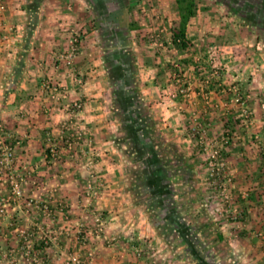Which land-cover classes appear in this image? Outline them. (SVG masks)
Returning a JSON list of instances; mask_svg holds the SVG:
<instances>
[{
	"label": "crops",
	"instance_id": "0c3cea01",
	"mask_svg": "<svg viewBox=\"0 0 264 264\" xmlns=\"http://www.w3.org/2000/svg\"><path fill=\"white\" fill-rule=\"evenodd\" d=\"M3 1L0 123L21 140L16 161L26 182L23 197L13 196L11 186L0 182V208L4 209L0 264H67L72 254H80L83 264H202V255L189 246L193 245L188 240L191 232L209 249V256L203 257L208 264L211 259L218 264L230 260L264 264V239L253 236L264 232V0H254L257 5L247 15L237 13L246 11L247 0H204L198 6L188 37L195 36L191 33L195 25L201 34L208 24L214 30L220 27L224 37L230 33L235 45L218 62L223 67L221 81L191 80L189 100L178 91L172 93L185 82L175 73L184 56L169 44L180 20L177 0L144 3L151 11L142 9V24L132 18L138 13L124 0ZM247 20L252 23L244 27L242 22ZM158 31L164 32L163 42L169 47L150 52L141 38H134L138 32L148 38ZM75 36L81 39L79 55L68 66L62 58L70 52ZM199 57L195 56L197 64ZM246 57L250 60H243ZM46 83L60 87L59 101L45 90ZM219 86L221 91L212 89ZM238 88L248 97L252 124L245 128L230 123L233 137L225 154L234 173L236 198L243 201L239 196L245 191L251 198L242 202L249 221L240 239L232 236L222 207L201 203L212 194L206 186L208 164L197 157L191 140L185 143L191 152L185 151L182 158L174 149L158 155L147 136L137 138V132L126 126L131 114L136 116L145 105L141 112L155 115L156 128L169 134L168 141L180 145L185 115L209 117L212 130L222 133L229 117L242 116L236 102ZM116 99L122 102L120 111ZM75 102L82 103V111L70 110ZM74 128L83 131L85 139L71 152L65 146ZM52 146L60 151L57 160L48 154ZM169 154L179 155L168 164L175 165L172 169L182 181L199 182L189 195L184 193V203L174 195L182 217L169 207L170 196L166 197L172 174L162 163ZM91 177L96 184L103 183L98 197L89 200L86 185ZM201 182L206 186L203 198L196 196ZM31 198L34 203L29 204ZM96 215L103 220L100 234ZM168 223L178 232L180 246L167 238ZM179 226L187 230L188 242Z\"/></svg>",
	"mask_w": 264,
	"mask_h": 264
},
{
	"label": "rangeland",
	"instance_id": "374dc122",
	"mask_svg": "<svg viewBox=\"0 0 264 264\" xmlns=\"http://www.w3.org/2000/svg\"><path fill=\"white\" fill-rule=\"evenodd\" d=\"M124 1L128 2V4H126V6L127 5L130 6V8H133V10H135L138 13L137 15H132V18L133 19L135 18L137 22L142 24L143 23V20H142L143 19L142 18L143 14L141 12V9L145 8V13L147 12L148 14L151 11L149 9L150 7L145 5L144 2L146 4L147 3L150 4V2H152L153 0H124ZM247 1H248V4H246V6H247L246 11L245 12H237V13H241V14L247 15V13H251L254 10V7H256V5H257L256 2H254V0H247ZM141 2H143V3H141ZM197 2H198V6L199 5H203V2L205 4L204 0H198ZM253 2L255 3V5L253 4ZM118 6L119 7L121 6L120 2H118ZM202 7L203 6H201L199 8H202ZM226 9H229L228 11H230L231 9H233V7H231V6L229 8L226 7ZM136 12L133 11V13H136ZM127 13H129V12L126 11V14ZM257 14L258 13H256V15ZM148 16L149 15H146L144 18H147ZM239 23H241V21ZM248 23L249 24L252 23L251 20L250 21L247 20L245 23L242 22V25L245 27L246 24H248ZM199 26L200 25H198V27ZM195 27L197 28V25H195ZM196 28L193 29L194 31H191V33L195 34V36H192L191 39L189 38L190 40L193 41V44H192L191 48L187 52H184V53L180 52L181 56H184V57L181 58L180 61H179L181 64H179L177 62L178 67H177V71L175 72L176 73V78L184 80L185 81L184 85H181L180 87L178 86V89H177V86H175V88L172 90V93L174 91V94H176L177 91L180 94H184L186 96L185 100H189V97L187 95H189V93L192 92V89H190V86L188 84L191 80H194L196 78V79L199 80V82H207L208 81L209 84L211 83V80L212 81H216V82L217 81L218 82L221 81V78L223 77V74H222L223 73V70H222L223 67L220 65V63L218 64V62L221 61V57L225 54V51H228L230 53L231 47L235 45L234 43H232L234 40H231L232 38L229 37L230 35H228L230 33H226L227 35H226V37H224L223 34H222L224 32H222L220 27H219V30H214V29H212V27L208 26V24H207L205 29H203L201 34L199 32L197 33ZM246 31H248V30L246 29ZM158 33H159V31L157 33L153 34L152 36L150 35L148 38H146V37L143 38V37H141V35L143 36L145 33L138 32L135 35L136 37H134V38H135L136 41L141 38L142 41H144L145 44H146L144 46H148L150 52L151 51L155 52L156 50H154V48H159L160 49V47H158L157 45H155L153 47L151 45L155 44L154 43L155 42L154 38L158 35ZM222 36H223V39H221ZM257 38H256V40H257ZM167 44L168 43L165 42V44H164V46L162 48L169 47ZM196 44L198 46H195ZM227 46H229L230 48H228ZM159 52L160 51L158 50V53ZM165 54H164V56H169V53H167L166 55ZM246 54L247 53H245V55ZM177 55H178V53H177ZM198 55H200L201 58L199 57L200 59H198V60H200V61H197V62H201V63H198L199 68H196V64L197 63L194 60H195V56L198 57ZM153 57H154V54H153ZM162 57H163V53H162L161 58ZM243 60H248L249 61L250 59H248L246 57ZM183 61H188V63L184 64ZM192 62H194V64ZM175 65H176V63H175ZM178 69H179V71H178ZM174 70H175V68H174ZM118 87H120V86H118ZM218 88H220V86ZM115 89H118V88L116 87ZM239 93H241V91L238 88V92L236 90L237 99L236 98L235 99H236V102L240 105V108L242 109V113H243L242 115H244V117H245V120L243 122V126L245 128H250L251 124H252L251 123L252 122L251 115H250V117L247 118V113L248 112L247 113L245 112V111L251 112L250 108L247 105L248 104V101H247L248 97L247 96H243V94H242V96H243L242 99L243 100L238 102V97H241V96H239L240 95ZM121 103H122L121 101L116 99V110H118V111L121 110V108H122V104ZM123 106H124V104H123ZM144 106L141 107V109H140L141 111H142V108H147V107H144ZM143 115H144V113H143ZM154 116L152 118H154ZM152 118H151V121H153V122H151V124H153V126H152L153 129L147 128L146 129L147 131L144 132L143 134L145 136H147L146 139H149L150 143L152 144V146L154 147V150H156L158 155H159V153L161 155V153H163L165 151H166V153H170L168 151H170L171 149H174V150H176L177 153H179V151L181 152V158H182V154H185V151L186 152H188V151L191 152L190 149H187V147H185L186 146L185 143L188 144L189 142H187V141L191 140V145L193 146V144H195L194 149H196L197 157H199L200 160H204L205 159L207 164H208L207 165L208 177H209V171H210L209 161L208 160H209L210 156H212V154H214V152H212V150L215 149V150H218L219 152H221L222 157L226 160V162H228L227 161V156L225 154V150L227 149V147H222V145H221V139L223 138L222 133L216 134L212 130V129H215V127L210 125L211 121L209 120V117H202L200 115H192V116L185 115V116H183L182 120L185 123V125H184L183 132L179 133V135H180L179 139L181 140L180 145H179V143H176L174 141H168L169 140V134L166 133L165 135H163V133L160 131L159 127L156 128L157 122L154 119H152ZM161 122L165 124L167 121L164 120V121H161ZM166 135H168V137ZM214 135L216 137H215V139L213 141L211 139H212V137H214ZM232 137H233V135L231 136V138ZM210 146H214V149L210 148ZM176 156H179V155H177V154H174V155L173 154H169L168 157L167 156L165 157L164 164L162 163V165H163V167L166 166L165 168H167V171H166L167 173L170 172L172 174V176L168 177V179H169L168 180L169 181L168 191H170V194L168 192L166 197L170 196V202L171 203H170L169 207H172V209H174V212L176 211V214H177L179 205L175 203L174 195L175 196L178 195L177 196V201H182V203H184L183 200H184L185 196L189 195V191L192 190L191 187L194 185L193 187H197L198 188L199 182L198 181L194 182V180L191 179V178H190V180H188V182L186 180L182 181L180 179V177H181L180 175L181 174H178L177 171H175V170L173 171V169H172V166L175 167V165H172V163L168 164L169 160H171L170 159L171 157L174 160H177L178 157H176ZM229 167H230V165H229ZM14 169H15L16 173H21L17 169V161H16V165H15ZM227 173L232 178V183L229 184V187H228V192H229V194H231L230 204L235 205L236 207H239L244 212L245 217H246V220L244 222V228H237L236 225L233 224V222L229 218V216H230V207H229V204L226 203L227 200L225 199L222 191L219 188V183H221L222 181L213 182L210 178H208L209 180L206 181V183H207L206 186L208 188H210V190H212V192H211L212 194H211V196L209 195L210 196L209 198L206 196V199H201V201L203 200L201 203L204 206H207V208H209V207H214V208L222 207V209L225 210L224 214L228 215V219H229L228 221H229L230 225H232V232H233L232 236L240 239V237L246 231L247 222L249 221L248 220L249 219L248 218V214H247L246 210L243 208L242 202L243 203L244 202L247 203L248 201L251 200V198L249 197L250 193H248V191L240 193L241 195L239 196V198L241 197L243 199V201H240L241 199L236 198V195L234 194V191H233V188H235L234 187L235 186V178H234V173L231 170V167H230L229 171H227ZM175 177H179L178 181H176V179L173 180V178H175ZM180 180L182 181V183L180 182ZM201 183L202 184L199 186V191L200 192L197 191L196 192V196H200L201 198H203V196H201V195L205 194V193L203 194V189L206 186H205V184L203 182H201ZM184 193H185V196H184ZM243 196H245V198H243ZM172 198H173V200H172ZM179 204H180V202H179ZM152 205L153 204H151L150 206H152ZM262 207H263V211H264V205ZM203 210H205V207H204ZM178 216L182 217L181 215H178ZM156 218L159 219L160 215L159 216L156 215ZM161 219H162V217H161ZM165 230L164 231L167 234V238H171L170 241L172 243L174 242L175 246H180L179 245L180 241H178V232L175 230V227L168 223V224H166ZM259 233L260 232L254 233L253 236H255V238L264 239L263 237L258 236ZM262 233H264V232H262ZM188 238H189L188 240L193 242V246L199 251V253L202 255V258L209 256L208 255L209 254L208 253L209 249L206 248L207 246H204L203 244H199L198 241H196L195 234L193 232L188 234ZM231 244H234V243L231 242ZM178 248L176 247L175 249H178ZM212 252H213V250H212ZM211 261L213 263H215L214 261H216V260L213 261L211 259ZM212 262H210V264H213ZM237 262L238 261H235V263H234V262H231V260H230V262L226 261V262H224V264H229V263L230 264H236ZM216 264H218L217 261H216Z\"/></svg>",
	"mask_w": 264,
	"mask_h": 264
},
{
	"label": "built area",
	"instance_id": "2783aa9c",
	"mask_svg": "<svg viewBox=\"0 0 264 264\" xmlns=\"http://www.w3.org/2000/svg\"><path fill=\"white\" fill-rule=\"evenodd\" d=\"M143 3V2H141ZM145 3V2H144ZM143 9V8H142ZM141 9V11L144 13V11ZM6 10V5L3 0H0V14H3ZM147 13V12H146ZM145 14V13H144ZM164 32L161 31L158 33V35L154 38L155 44L158 47H163L164 42L162 38V34ZM81 44L80 36H75L71 41V50L70 52L63 57L62 59L68 66H72L74 61L78 58L79 55V46ZM170 44V43H169ZM45 90L49 91L51 94V97L59 101L62 97L61 89L59 86L51 85L50 83H46L44 85ZM243 100L242 97H238V102ZM244 102V101H243ZM242 102V103H243ZM264 107V105H263ZM70 110H73V112L77 113L82 111L83 105L80 102H75L73 105L69 106ZM247 113V118L250 117L251 112L245 111ZM74 127V124H72ZM85 139V134L83 131H81L78 128H74L66 139V146L68 151H73L76 144L82 143V141ZM229 138L223 137L221 139V145L222 147L229 144ZM21 146V140L17 139L12 132H10L2 123H0V182H6L11 186L12 194L15 197H23V190L22 186L26 182L25 176L21 173H16L14 167L16 165V149ZM210 148L214 149V146H210ZM50 152V159L51 160H57L60 155V151L57 147L52 146L49 149ZM214 154L210 156L209 158V178L213 182H220L219 188L222 191L225 199L227 200L226 203L229 204L230 207V220L233 222V224L236 225L237 228H244V222L246 220L244 212L235 205L230 204L231 201V194L228 192L229 184L232 183V178L228 175L227 171H229L230 167L228 162L222 157L221 152L218 150H212ZM96 180H94V177H91L86 185V197L87 199L91 200L92 198L98 197L100 194V186L103 182H99L101 184H96ZM245 198V196H243ZM29 204L34 203V199L31 198L28 200ZM63 210V207H62ZM4 212L3 207L0 208V213ZM96 222L98 226L100 227L99 230H97V234H100L103 231V220L99 215H96ZM258 236H261L264 238V233H259ZM67 264H83V259L80 254H72L69 257V260Z\"/></svg>",
	"mask_w": 264,
	"mask_h": 264
},
{
	"label": "trees",
	"instance_id": "16d2710c",
	"mask_svg": "<svg viewBox=\"0 0 264 264\" xmlns=\"http://www.w3.org/2000/svg\"><path fill=\"white\" fill-rule=\"evenodd\" d=\"M177 8H178L180 20H179L178 25L171 32L170 45H171V47L177 49L181 53H184V52L189 51V49L191 48V46L193 44L192 40H190L188 37V26H189L191 19L196 17L198 14L197 0H177ZM183 62H184V64L188 63V61H183ZM192 63L194 64V62H192ZM196 68H199L198 64H196ZM117 73L118 74H116V76L119 77L120 76L119 71ZM212 89H215L216 91L222 90V88L220 89L218 87L212 88ZM239 96H241L243 98L244 95L242 96V94H240ZM140 105H142V104H140ZM140 109H141V106H140ZM230 113H231V110H230ZM138 114L136 116H133L131 114V117H129L130 121L128 119L126 120L127 121L126 126H129V128H133L134 133H135V131L137 132V133H135L136 136L138 135L139 137L143 138V135H144L143 133L147 131L146 129L152 128L151 117L149 116V114L143 115L141 110L138 112ZM229 116L236 117L237 115L232 114ZM244 120H245L244 115L239 116L238 118H236V120L235 119L231 120V117H229L228 122H225L227 130L223 129L222 136L228 137L229 142H230L231 136H232V131L230 129L231 127L229 126V125H231L230 123L235 122V123H241L243 125ZM138 136H137V138H138ZM228 146H230V143L224 147H228ZM48 154L50 156V152H48ZM159 192H163V191L159 190ZM179 230H180V233H181L180 235L182 236V238L186 242H188L187 236L185 235L187 230L183 226H181V227L179 226ZM189 246L191 249H195V247L190 243H189ZM201 259H200V261L202 264H208L207 262H205V260L203 258H201Z\"/></svg>",
	"mask_w": 264,
	"mask_h": 264
}]
</instances>
